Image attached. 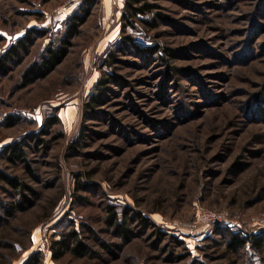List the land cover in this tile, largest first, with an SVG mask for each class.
I'll use <instances>...</instances> for the list:
<instances>
[{"label":"rangeland","instance_id":"1","mask_svg":"<svg viewBox=\"0 0 264 264\" xmlns=\"http://www.w3.org/2000/svg\"><path fill=\"white\" fill-rule=\"evenodd\" d=\"M66 1L0 0V56L28 32L34 43L24 63L0 81V144L39 133L51 117L62 122L53 137L65 135L46 138L47 150L32 155L38 180H27L43 196L13 224V237L25 243L23 234L37 227L32 247L13 264H25L37 252L44 253L43 264H59L50 244L69 221L77 229L92 227L106 245L120 244L101 223L108 205L141 213L185 243L188 252L176 244L174 251L183 260L161 253L169 246L158 249L152 235L135 224L134 245L62 264H229L222 259L224 229L264 234V116L246 120L243 112L244 103L264 88V0L159 2L170 23L158 20L157 30L138 25L128 36L143 48L173 50L178 74L156 56L121 44L124 5L100 0L66 62L46 81L22 88L26 68L59 47L67 22L81 13L82 6L62 12ZM146 19L153 23L156 15ZM111 54L117 61L108 65ZM108 75L121 79L87 114L96 85ZM10 115L22 119L19 127L6 128ZM82 129L84 138L74 150ZM238 161L246 165L242 172L233 171ZM78 181L85 192H77ZM76 193L88 202L77 200ZM55 200L58 207L46 221ZM202 211L225 215L231 225L201 226ZM9 242L0 241V254Z\"/></svg>","mask_w":264,"mask_h":264},{"label":"trees","instance_id":"2","mask_svg":"<svg viewBox=\"0 0 264 264\" xmlns=\"http://www.w3.org/2000/svg\"><path fill=\"white\" fill-rule=\"evenodd\" d=\"M161 1L163 0H125L122 12L121 44H124L127 48L135 49L142 55L156 56L159 61H163L167 70H172V72L178 74V69L172 65V60L174 59L173 50L162 49L159 51L151 47L143 48L137 45L132 37L128 36L129 30L137 28L138 25H142V27L149 30H157L158 20L170 23V19L159 12L161 7L158 3ZM99 3L100 0H85L81 13L72 16L67 22L66 36L59 47H50L41 61L26 68L21 76L22 88H31L46 81L66 62L73 48V40L81 35L82 27L92 18ZM153 14L156 15V19L153 23H150L146 18ZM33 46V35L28 32L0 56V81L8 79L13 69L24 63L25 59L30 56ZM162 53L165 56H162ZM110 56L112 61H109L108 65H113L116 63L117 58L113 54ZM120 79L119 76L108 75L106 79L100 80L85 106V112L88 114L96 110L102 102L101 97L109 86L117 83ZM254 95H256L254 99L252 100L251 96V99L244 103L243 106L244 117L245 115L247 116L246 120H250L249 118L252 116L255 118L264 116V108L260 109V106L264 104V88ZM255 103L258 105H255ZM21 120V118L15 119L13 115H10L5 119L4 124L7 129H14L20 126ZM61 125L62 122L59 117H51L45 122V128L39 133L15 143H10L0 152V241H10L9 243H3V247H1L3 253L0 254V260L3 264H13L22 253L29 250L33 245V232L37 227L31 228V230L23 234L24 239L27 238L25 243L13 237V232H15L13 224L18 222L26 213L33 210L37 206L36 202L42 200L43 193L33 187L27 180L29 179L31 182L38 180L37 172L32 168V155L36 156L41 151L47 150L48 142L46 138L52 137L55 140L64 138L63 132L57 137H53L54 132ZM84 134L85 131L82 129L80 138L72 144V149L76 150L80 146V140L84 138ZM245 167L246 165L241 161L234 163L232 166L235 172H242ZM17 169H23L26 177L20 175ZM88 178V181H91L92 175L90 174ZM83 186L82 181H78V193L85 192ZM78 193L75 195L77 200L88 202L87 197ZM57 207V201H51L46 209V221L50 217L52 218L51 215ZM101 223L109 232L120 239V244L106 245L100 241L97 232L92 227L82 225L81 228L77 229L75 223L73 224L69 221L67 224L64 223L61 233L51 241L50 252L52 260L59 264H62L68 258L73 261H87L98 259L100 251L107 254H111L113 250L121 251L124 246L134 245L136 235L133 226L135 224H138L139 228L152 235L160 244L158 249L164 244L165 246L168 245V251H164V247L160 252L175 255V260H183L178 251L174 252L177 248L175 244L184 246L186 248L185 251L188 250L185 243L162 232L159 227L152 224L141 213L108 205L103 210ZM231 228L228 226L224 229V234L226 233L225 235H227L224 239H227L224 243V250H222V259L228 261L229 264H235V259L239 261L238 264H264V234L244 236L241 233H233L230 230ZM17 234L18 236L21 235L20 233ZM172 240H174V244H172ZM189 254L191 256L190 252ZM44 257L43 252H37L25 264H43Z\"/></svg>","mask_w":264,"mask_h":264},{"label":"built area","instance_id":"3","mask_svg":"<svg viewBox=\"0 0 264 264\" xmlns=\"http://www.w3.org/2000/svg\"><path fill=\"white\" fill-rule=\"evenodd\" d=\"M85 0H67L61 7L62 12L76 11L83 5ZM197 222L204 227H217L222 225H231V221L225 216L216 213L199 212L197 216Z\"/></svg>","mask_w":264,"mask_h":264},{"label":"crops","instance_id":"4","mask_svg":"<svg viewBox=\"0 0 264 264\" xmlns=\"http://www.w3.org/2000/svg\"><path fill=\"white\" fill-rule=\"evenodd\" d=\"M108 2H109V0H108ZM124 2H125V0H121V2H119V4L123 7V5H124ZM8 144H6V145H4V146H2L1 144H0V152L2 151V149L3 148H5L6 146H7Z\"/></svg>","mask_w":264,"mask_h":264}]
</instances>
